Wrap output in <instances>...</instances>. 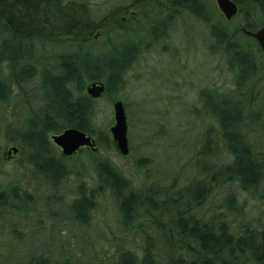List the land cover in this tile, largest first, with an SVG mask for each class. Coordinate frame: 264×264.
<instances>
[{"label": "trees", "instance_id": "obj_1", "mask_svg": "<svg viewBox=\"0 0 264 264\" xmlns=\"http://www.w3.org/2000/svg\"><path fill=\"white\" fill-rule=\"evenodd\" d=\"M232 1L237 13L227 20L208 0H130L99 16L87 0H0V102L7 103L15 90L21 96L13 103L16 128L12 133L6 128L4 138L21 154L16 164L30 166L49 192L44 198L49 211H62L68 227L89 224L99 200L114 205L121 233L93 264H264V219L246 220L235 193L224 194L223 211L203 210L215 190L228 183L264 202V143L252 131L264 124V55L242 32L264 22V0ZM181 14L208 26L209 51L220 53L235 73L230 93L199 92L209 124L193 155L194 178L177 188L151 181L133 189L107 157L88 150L93 177L84 180L76 173L74 194L63 201L58 187L72 178L71 164L78 159L58 151L50 135L74 127L97 138L100 149L116 148L112 137L93 126L96 98L84 85L103 81L102 95L112 99L141 52L163 40ZM56 41L62 45L58 52L42 54L45 43ZM30 183L0 187V221L15 216L22 222L39 205ZM12 227L15 244L25 249L34 229ZM51 244L43 239L16 264H82L74 251L83 249L80 244L69 242L67 254Z\"/></svg>", "mask_w": 264, "mask_h": 264}, {"label": "rangeland", "instance_id": "obj_2", "mask_svg": "<svg viewBox=\"0 0 264 264\" xmlns=\"http://www.w3.org/2000/svg\"><path fill=\"white\" fill-rule=\"evenodd\" d=\"M87 1L93 12L99 16L117 5L128 4L130 0ZM208 1L214 5L213 8L218 9L215 0ZM129 12L136 14L132 9ZM127 15L122 16V19L125 20ZM100 37L102 36L99 34L95 39ZM209 43L208 26L194 17L181 14L170 24L163 40L151 44L147 50L141 52L125 74L124 86L112 95V99L102 95L94 100L93 126L103 130L110 138L109 128L114 123L112 103L120 100L124 105L128 153L121 154L113 145L108 150L100 149L99 140L93 136L95 146L98 147L94 152L97 151L116 165L129 181L131 188L138 189L145 182L151 181L161 187L177 188L194 178L193 155L200 134L209 124L208 117L201 111L199 92L202 89H211L219 93H230L235 88V73L228 69L220 53L212 54L209 51ZM61 48L58 41L45 43L42 54L50 57ZM259 84H263V81ZM20 97L15 90L7 103L0 102V187H6L10 183L20 182L23 185L31 182L29 186L34 187L40 203L23 216L22 222L16 221L18 218L15 216L11 219L12 222L0 221V251L6 254L4 256L0 253V262L16 264L18 259L22 262L28 251L35 252L37 244L45 239L63 254L69 252L65 249L69 242L80 244L83 249L76 246L74 250L77 257L82 264H93L98 256H104V248L110 239L121 233L114 205L109 199L99 200L90 216L89 224L78 229L68 227L62 211L57 210L55 215L49 211L44 199L49 192L33 177L32 168L28 165L19 167L16 164L18 156H21L18 149L15 155L3 160L5 150L16 147L6 142L4 133L6 128H10V133L16 128L13 103ZM22 108L27 109L26 102ZM9 124L10 127H7ZM253 127L252 131L264 143V124ZM83 148L86 149L73 155L78 160L74 165L71 164L72 178L64 180L58 187L57 192L61 194L63 201L69 200L74 194L76 181L73 179L76 173L84 180H91L93 177V169L86 156V151L91 149ZM56 149L60 150L58 146ZM67 162L73 161L67 159ZM81 162L83 167L79 165ZM226 192L237 195V204L241 206L246 220L256 221L258 224L262 222L264 202L251 193L239 190L235 183L216 189L203 210L223 211V196ZM13 223L22 230L34 229L27 239V245L26 242L24 244L25 249L21 244H15L11 230ZM131 241L137 243L138 237L133 236Z\"/></svg>", "mask_w": 264, "mask_h": 264}, {"label": "water", "instance_id": "obj_3", "mask_svg": "<svg viewBox=\"0 0 264 264\" xmlns=\"http://www.w3.org/2000/svg\"><path fill=\"white\" fill-rule=\"evenodd\" d=\"M215 3L227 20H231L236 15L237 5L232 0H215ZM242 32L257 42L264 55V22L255 30L242 29ZM105 88L103 81L95 80L85 86V91L89 97L98 98L104 93ZM112 108L114 123L110 126L109 131L117 150L121 154H127L129 147L125 108L120 100H115L112 103ZM51 139L60 148L61 153L66 156L72 155L81 147L96 149L94 138L90 134L74 127H68L61 132L53 133ZM16 152L17 147L12 146L5 150L4 156L8 159L15 155Z\"/></svg>", "mask_w": 264, "mask_h": 264}]
</instances>
